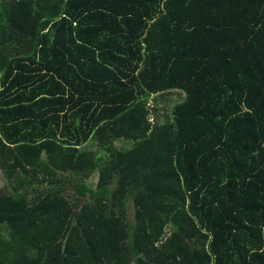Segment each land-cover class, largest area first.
I'll return each mask as SVG.
<instances>
[{"label": "trees", "instance_id": "16d2710c", "mask_svg": "<svg viewBox=\"0 0 264 264\" xmlns=\"http://www.w3.org/2000/svg\"><path fill=\"white\" fill-rule=\"evenodd\" d=\"M0 171V264H264V0H0Z\"/></svg>", "mask_w": 264, "mask_h": 264}, {"label": "rangeland", "instance_id": "374dc122", "mask_svg": "<svg viewBox=\"0 0 264 264\" xmlns=\"http://www.w3.org/2000/svg\"><path fill=\"white\" fill-rule=\"evenodd\" d=\"M184 97V94L180 91H174L171 94H169L167 96V98L165 99H158V105H157V110H158V114L159 117L161 118V122L164 120H167L169 117H171V109L173 107L174 104L179 103ZM171 119V118H170ZM116 147H120V146H124L127 147V145L125 143H121V142H116ZM85 147H91V143H88L85 145ZM96 176L97 174H94L90 177V179L87 181L88 186L90 188H94V185L96 183ZM5 179L3 177V173L0 171V188H4L5 189ZM70 193V191H69ZM133 216V207L131 205H128L127 208V215L126 218L127 220H131Z\"/></svg>", "mask_w": 264, "mask_h": 264}]
</instances>
